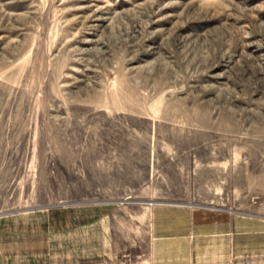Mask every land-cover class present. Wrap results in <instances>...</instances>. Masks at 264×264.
Wrapping results in <instances>:
<instances>
[{
    "label": "rangeland",
    "instance_id": "1",
    "mask_svg": "<svg viewBox=\"0 0 264 264\" xmlns=\"http://www.w3.org/2000/svg\"><path fill=\"white\" fill-rule=\"evenodd\" d=\"M0 264H264V0H0Z\"/></svg>",
    "mask_w": 264,
    "mask_h": 264
}]
</instances>
